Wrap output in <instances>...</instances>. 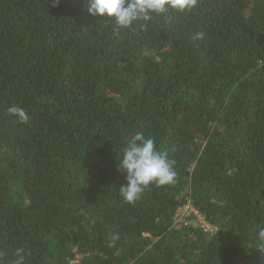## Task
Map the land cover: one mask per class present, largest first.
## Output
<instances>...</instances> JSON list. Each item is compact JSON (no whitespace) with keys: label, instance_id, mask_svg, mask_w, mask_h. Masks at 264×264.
I'll use <instances>...</instances> for the list:
<instances>
[{"label":"trees","instance_id":"1","mask_svg":"<svg viewBox=\"0 0 264 264\" xmlns=\"http://www.w3.org/2000/svg\"><path fill=\"white\" fill-rule=\"evenodd\" d=\"M86 7L0 0V264H264V0L127 29ZM137 131L176 178L129 204L118 165ZM186 204L213 229L175 223Z\"/></svg>","mask_w":264,"mask_h":264},{"label":"clouds","instance_id":"2","mask_svg":"<svg viewBox=\"0 0 264 264\" xmlns=\"http://www.w3.org/2000/svg\"><path fill=\"white\" fill-rule=\"evenodd\" d=\"M86 11L92 17L110 19L116 28L127 29L138 22L149 21L154 14L169 10H191L197 0H86ZM141 26H143L141 24ZM203 33H197L196 38ZM7 113L21 123H27L29 116L23 107L11 104ZM118 170L125 173L126 183L119 187L120 195L126 203L136 202L150 184L165 186L175 182L174 161L156 147L152 137L135 132L120 154ZM257 248L264 251V228L256 233ZM15 264H24V257L17 252Z\"/></svg>","mask_w":264,"mask_h":264},{"label":"built area","instance_id":"3","mask_svg":"<svg viewBox=\"0 0 264 264\" xmlns=\"http://www.w3.org/2000/svg\"><path fill=\"white\" fill-rule=\"evenodd\" d=\"M186 205H188V207H191L190 213H193L194 215H197V216H201V215H198L197 211L192 206H190L189 204H186ZM186 205H183L178 209V211L176 212L175 217H174V222L176 221V219H178L180 217L184 218V214L182 213V211H184V206H186ZM190 213H187V215ZM202 225L204 226V227H202V228H204V230H212L213 229V227L208 225V223H206L204 219H203ZM77 263H78L77 259L71 260V264H77Z\"/></svg>","mask_w":264,"mask_h":264},{"label":"rangeland","instance_id":"4","mask_svg":"<svg viewBox=\"0 0 264 264\" xmlns=\"http://www.w3.org/2000/svg\"><path fill=\"white\" fill-rule=\"evenodd\" d=\"M190 211H191V207H188V205H186V206H184V211H182V213H183L184 216H185V215H187V213H190ZM183 219H184L183 217H180V218L176 219L175 223H176V222H180V221L183 220ZM194 223L197 224V225H199L200 227H204V226L202 225V223H203V218H202L201 216H197V215H195ZM203 229H204V228H203Z\"/></svg>","mask_w":264,"mask_h":264}]
</instances>
